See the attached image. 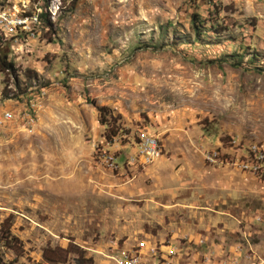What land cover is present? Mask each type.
<instances>
[{"label":"rangeland","instance_id":"obj_1","mask_svg":"<svg viewBox=\"0 0 264 264\" xmlns=\"http://www.w3.org/2000/svg\"><path fill=\"white\" fill-rule=\"evenodd\" d=\"M0 9L50 23L0 44L13 64L0 73V225L20 245L0 240V264H50L45 248L115 264L138 242L175 248L172 264H264V176L246 151L264 150V0ZM192 13L224 29L191 42ZM136 137H154L158 157L107 168Z\"/></svg>","mask_w":264,"mask_h":264},{"label":"built area","instance_id":"obj_2","mask_svg":"<svg viewBox=\"0 0 264 264\" xmlns=\"http://www.w3.org/2000/svg\"><path fill=\"white\" fill-rule=\"evenodd\" d=\"M3 2V0H0ZM39 25V19L36 21H25L24 14L12 13L6 9H0V44L6 41L18 43L22 41H29L36 35L35 28ZM1 119L2 120H7ZM139 149H133L129 155H121L120 163L118 164L115 159H105L107 168H114L117 166L136 167L146 158L158 157V151L154 149V139L152 138H140ZM250 153L252 158H263V168L260 170H252V175H264V150L254 147V150H246ZM216 155L209 160L213 163ZM235 163V164H234ZM234 166L237 168V162H234ZM161 249L155 250L153 247L149 248L145 245V242H138L132 250H125L119 253L115 261V264H140L141 255L143 251L145 254H150L151 258L156 259L155 264H172L173 258L177 254L175 248H171L168 244L161 245Z\"/></svg>","mask_w":264,"mask_h":264},{"label":"trees","instance_id":"obj_3","mask_svg":"<svg viewBox=\"0 0 264 264\" xmlns=\"http://www.w3.org/2000/svg\"><path fill=\"white\" fill-rule=\"evenodd\" d=\"M44 18H45V14L38 15V19L43 20V22L46 23V26L49 27L50 23L48 22V20ZM189 26L193 34V38L191 42L194 41L199 42V39H202L201 36L206 34L207 32H211L212 34H217L220 29H221L220 31L224 29V28H218V25L215 24L214 21L212 22L209 19L202 18L198 14H193V13L189 17ZM252 59L254 58L252 57ZM12 70H13V64L7 61L5 51L0 50V73L12 72ZM26 73L30 74L28 78H31L32 77L31 75H34L29 71H26ZM5 95L6 94L4 92L3 96L5 97ZM101 124L103 125L104 122H102ZM109 128H111V126L106 124L105 129L109 130ZM112 136H114V132L110 131L109 136L104 134V139L110 140ZM9 228H10L9 223L7 225H3V224L0 225V240L2 241V246L6 250H9L15 254L17 249H20V245L18 241L9 233ZM69 252L75 254V258H74L75 264H91L90 259L84 258L82 252H77L76 250H72L71 252L69 248L67 250L45 248L44 250H42V259L50 264H63L66 261L65 258L66 253Z\"/></svg>","mask_w":264,"mask_h":264},{"label":"bare ground","instance_id":"obj_4","mask_svg":"<svg viewBox=\"0 0 264 264\" xmlns=\"http://www.w3.org/2000/svg\"><path fill=\"white\" fill-rule=\"evenodd\" d=\"M24 20H25V17H24ZM153 139H154V137H153ZM157 147H159L158 146V143L155 141V139H154V149L156 150V151H158L159 149H157ZM248 150V149H247ZM158 154H159V151H158ZM150 159H153V158H146V159H144V160H142L143 161V163H145V162H148ZM141 161V162H142ZM253 163V162H252ZM141 164V163H140ZM140 164H138V165H140ZM137 165V166H138ZM255 168H257L258 170H260V169H262L263 168V158H255L254 159V165H253ZM252 166V167H253ZM262 176H264V175H262Z\"/></svg>","mask_w":264,"mask_h":264},{"label":"crops","instance_id":"obj_5","mask_svg":"<svg viewBox=\"0 0 264 264\" xmlns=\"http://www.w3.org/2000/svg\"><path fill=\"white\" fill-rule=\"evenodd\" d=\"M174 259V258H173Z\"/></svg>","mask_w":264,"mask_h":264}]
</instances>
